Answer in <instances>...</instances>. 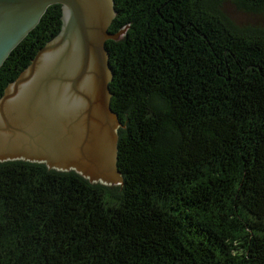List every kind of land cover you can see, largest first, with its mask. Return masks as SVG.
Instances as JSON below:
<instances>
[{
  "label": "trees",
  "instance_id": "1",
  "mask_svg": "<svg viewBox=\"0 0 264 264\" xmlns=\"http://www.w3.org/2000/svg\"><path fill=\"white\" fill-rule=\"evenodd\" d=\"M109 106L121 183L0 162V264H264V0H112ZM0 64V96L61 26Z\"/></svg>",
  "mask_w": 264,
  "mask_h": 264
},
{
  "label": "water",
  "instance_id": "2",
  "mask_svg": "<svg viewBox=\"0 0 264 264\" xmlns=\"http://www.w3.org/2000/svg\"><path fill=\"white\" fill-rule=\"evenodd\" d=\"M56 3L58 33L0 96V162L43 163L72 170L90 183L120 184L115 160L121 124L109 106L105 47L123 32L108 30L113 1L0 0V64Z\"/></svg>",
  "mask_w": 264,
  "mask_h": 264
},
{
  "label": "rangeland",
  "instance_id": "3",
  "mask_svg": "<svg viewBox=\"0 0 264 264\" xmlns=\"http://www.w3.org/2000/svg\"><path fill=\"white\" fill-rule=\"evenodd\" d=\"M223 11L238 25H257L264 27V15L248 14L237 11L228 1L224 2Z\"/></svg>",
  "mask_w": 264,
  "mask_h": 264
},
{
  "label": "bare ground",
  "instance_id": "4",
  "mask_svg": "<svg viewBox=\"0 0 264 264\" xmlns=\"http://www.w3.org/2000/svg\"><path fill=\"white\" fill-rule=\"evenodd\" d=\"M40 56V55H39ZM39 56H37L36 60L39 58ZM10 91V88L8 89Z\"/></svg>",
  "mask_w": 264,
  "mask_h": 264
}]
</instances>
